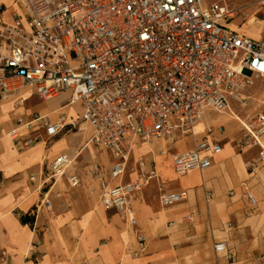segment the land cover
<instances>
[{
	"label": "built area",
	"instance_id": "2783aa9c",
	"mask_svg": "<svg viewBox=\"0 0 264 264\" xmlns=\"http://www.w3.org/2000/svg\"><path fill=\"white\" fill-rule=\"evenodd\" d=\"M233 16L226 4L202 0H13L0 5V100L16 98L23 105L33 96L41 101L64 96L60 104L71 110L51 122L35 111L25 120L17 117L8 137L46 145L61 132L90 127L88 143L108 151L113 162L108 169L94 163L89 172L100 181V203L134 229L135 255L144 253L146 240L136 229L129 197L151 176L113 186L104 177L123 175L134 139L189 135L205 111L232 117L229 99L248 101L243 92L254 78L264 79V38L229 27ZM235 119L242 127L235 146L260 149L246 164H264V113ZM212 133L208 129L193 149L172 155L176 175L211 165L222 150ZM72 162L66 153L57 155L45 165L43 180L64 176ZM80 180L77 172L67 176L70 186ZM185 195L161 190L158 200L166 207ZM246 195L255 202L249 191ZM214 250L226 251L225 243L214 244Z\"/></svg>",
	"mask_w": 264,
	"mask_h": 264
},
{
	"label": "crops",
	"instance_id": "0c3cea01",
	"mask_svg": "<svg viewBox=\"0 0 264 264\" xmlns=\"http://www.w3.org/2000/svg\"><path fill=\"white\" fill-rule=\"evenodd\" d=\"M12 1L0 0V5ZM263 91L256 86L254 92ZM52 100L37 99L23 112L10 110L16 98L0 100V264H264V164H246L257 157L258 147L235 146L242 134L238 121L226 114L212 117L207 110L189 135L134 139L130 173L127 161L121 177H104L113 186L151 176L129 197L136 229L146 240L144 253L135 255L134 229L100 203V181L89 172L94 163L108 169L113 162L108 151L88 143L90 127L61 132L46 145H24L8 137L17 117L25 120L35 111L51 122L62 112L71 113L69 107L50 108ZM258 112L264 113V100ZM208 129L221 152L208 168L176 175L172 155L193 149ZM147 152L153 155L151 163L145 160ZM63 153L73 157V166L64 176L44 181L45 165ZM73 172L81 180L70 186L67 176ZM161 190L186 195L164 207L158 200ZM218 242L225 243L226 251L214 250Z\"/></svg>",
	"mask_w": 264,
	"mask_h": 264
},
{
	"label": "rangeland",
	"instance_id": "374dc122",
	"mask_svg": "<svg viewBox=\"0 0 264 264\" xmlns=\"http://www.w3.org/2000/svg\"><path fill=\"white\" fill-rule=\"evenodd\" d=\"M216 1L226 4L229 9L234 11V16L227 20L229 27L253 38H264V0H202L204 4ZM256 86H262L264 88V79L254 78L253 85L243 92L246 95H251V98H249L250 100L248 99V101H244V105L240 102L234 101L233 99H229L232 111L235 112L241 119H245L248 116L256 114L260 109L261 100H264V94L259 95L254 92ZM251 89L252 92L249 93ZM64 99V96L53 99L50 103V108L60 107V110L64 111V107L60 104ZM35 102H37V99L33 96L23 105L10 104V110L23 112V109L31 106ZM76 107V105L72 106V109L74 110ZM211 115L214 117L224 114L212 111ZM93 151L97 152L95 149H93ZM144 157L147 163H151L153 155L150 152H147ZM80 158L81 155H79L78 160H80ZM133 167L134 166L132 165V161L130 159L127 163L126 175L130 173Z\"/></svg>",
	"mask_w": 264,
	"mask_h": 264
},
{
	"label": "bare ground",
	"instance_id": "6f19581e",
	"mask_svg": "<svg viewBox=\"0 0 264 264\" xmlns=\"http://www.w3.org/2000/svg\"><path fill=\"white\" fill-rule=\"evenodd\" d=\"M233 115L232 118L235 119V116L239 117L235 112H233ZM231 117V116H230ZM240 118V117H239ZM241 119V118H240ZM236 120V119H235ZM237 121V120H236Z\"/></svg>",
	"mask_w": 264,
	"mask_h": 264
}]
</instances>
